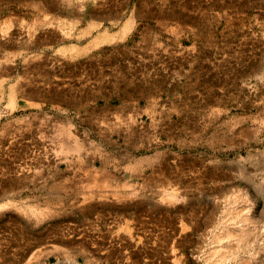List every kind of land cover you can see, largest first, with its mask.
<instances>
[{"label": "rangeland", "instance_id": "obj_1", "mask_svg": "<svg viewBox=\"0 0 264 264\" xmlns=\"http://www.w3.org/2000/svg\"><path fill=\"white\" fill-rule=\"evenodd\" d=\"M0 264H264V0H0Z\"/></svg>", "mask_w": 264, "mask_h": 264}, {"label": "bare ground", "instance_id": "obj_2", "mask_svg": "<svg viewBox=\"0 0 264 264\" xmlns=\"http://www.w3.org/2000/svg\"><path fill=\"white\" fill-rule=\"evenodd\" d=\"M130 93H131V92H130ZM188 94H189V93H188ZM126 95H127V94H126ZM189 113H190V112H189ZM194 113H195V112H194ZM192 114H193V113H192ZM191 116H192V115H191ZM185 117H186V116H185ZM182 118H183V117H182ZM186 120H187V119H186ZM188 120H189V119H188ZM191 122H192V121H191ZM130 124H131V123H130ZM133 125H134V124H133ZM187 125H189V124H187ZM137 126H138V125H137ZM185 126H186V125H185ZM185 126H184V127H185ZM198 126H199V125H198ZM188 128H189V127H188ZM188 128H187V129H188ZM183 129H184V128H183ZM197 129H198V128H197ZM133 130H134V129H133ZM134 131H135V130H134ZM134 131H133V133H134ZM191 131H192V130H191ZM214 131H217V130L215 129ZM187 132H188V131H187ZM136 133L138 134L137 131H136ZM192 135H194V134H192ZM215 136H216V135H215ZM215 136H214V137H215ZM214 137H213V138H214ZM138 161H139V160H138ZM138 161H137V162H138ZM137 162H136V163H137ZM141 164H142V163H141ZM138 165H139V164H138Z\"/></svg>", "mask_w": 264, "mask_h": 264}]
</instances>
